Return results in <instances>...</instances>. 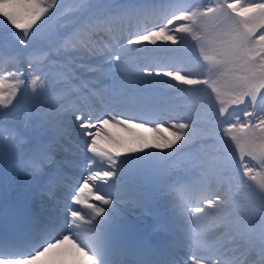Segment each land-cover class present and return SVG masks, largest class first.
Segmentation results:
<instances>
[{"label":"snow or ice","instance_id":"obj_1","mask_svg":"<svg viewBox=\"0 0 264 264\" xmlns=\"http://www.w3.org/2000/svg\"><path fill=\"white\" fill-rule=\"evenodd\" d=\"M56 6L57 0H0V108L11 105L17 92L25 86L22 66L27 64L31 77L28 85L32 86L35 96L46 89L48 79L62 85L56 98L66 101L60 105L63 112L78 111L71 100L74 94L82 99L87 94L101 103L107 101V118L93 123L90 116L84 119L75 115V121L85 138H90L87 151L106 156L113 164V153L118 155L124 142L105 131L108 126L126 131L130 141L140 146L128 148L130 153L144 152L148 148L171 149L179 141L192 144L201 140L206 146L197 151L202 189L200 199L191 208L196 251L190 257V264H264V181L258 187L255 185L257 176L253 175L254 169L246 160L247 157L258 161L264 168V110L256 111L258 102L264 105V2L241 4L240 0H202L194 4L191 0H126L123 3L96 0L93 3V0H77L76 8L69 11L79 12L80 17L72 21L75 26L67 34H61L54 26L42 28V17ZM150 20L159 23L150 28L139 26ZM134 24L136 27L132 30ZM5 31L7 36L2 34ZM158 41L199 48L207 68L205 78H190L172 69L171 65L187 60V49L181 55H156L148 45L155 48ZM9 44L15 46L5 56V47ZM91 57L99 58V63L89 66L82 62ZM5 65L14 71L5 75ZM82 68L99 75L92 80L81 79L77 70ZM208 72H214L215 78H210ZM105 76H111L109 85H104ZM137 77L144 79V86ZM161 77L189 86H207L221 105L220 117L227 112L224 96L229 97L227 103L231 105L247 102L251 106V111H244L243 120L237 116L224 130L239 155V166L243 170L241 179L250 177V181H246L249 191L241 193L240 186L234 184L235 177L229 172L227 157L216 138L212 136L204 141L198 131L207 114L186 115L184 122L171 125L175 129L171 133L157 122L165 113L174 111L173 106L163 102L156 93V84L168 83L157 79ZM9 78L15 84L6 92L5 81ZM38 83L39 89L35 87ZM36 113L44 120L51 114L42 111L39 105ZM149 123H154L155 127H146ZM139 130L155 132V142L149 143ZM5 131L9 136L16 135L12 130L0 128V134ZM101 138L111 144L110 150L98 146ZM56 144L55 139L37 144L20 164L33 176L48 178L43 191L49 196L55 195L53 178L61 169L56 159ZM49 165L53 167H47ZM7 166L0 162V169ZM119 171L118 167L102 174L91 171L79 187L75 203H85L80 193L91 181L107 182L114 176L119 179ZM142 172L129 170L126 174L135 179L128 186L136 189V203L142 206L141 211L150 213L152 208L147 199L138 195L143 183ZM95 201L99 206L88 205L91 227L113 204L114 196L109 199L96 195ZM229 207L232 211H227ZM68 211L71 224L82 218L79 211ZM21 212L19 206L9 203L7 187L0 186V264H35L69 239L68 235L63 239L57 236L55 242H51L53 237L49 233L54 224L41 222L34 216L29 217L25 228L13 227ZM214 213L219 219L214 218ZM110 223L115 237L130 235L131 221L123 215L114 213ZM209 234L216 235L213 244L205 243ZM129 247L136 245L129 243ZM84 255L91 264H99L94 254L84 252Z\"/></svg>","mask_w":264,"mask_h":264},{"label":"rangeland","instance_id":"obj_2","mask_svg":"<svg viewBox=\"0 0 264 264\" xmlns=\"http://www.w3.org/2000/svg\"><path fill=\"white\" fill-rule=\"evenodd\" d=\"M6 82H8V83H11V82H13L12 80H10V79H7L6 81H5V84H8V83H6ZM178 83V82H177ZM5 89H6V85H5ZM19 92V91H18ZM17 92V93H18ZM3 110V108H0V113H1V111ZM264 110V109H263ZM237 116H239V115H233V116H231V117H227L226 118V121L225 122H223V123H219V127L221 128V129H223V134H224V136H226V137H228L226 134H225V128L227 127V124L228 123H231V122H234L235 121V118L237 117ZM229 119V120H228ZM170 130V129H169ZM228 140L229 141H231L230 140V138L228 137ZM180 142H182V141H180ZM247 161H248V164H249V166L250 167H252L253 169H254V171H253V175H256L257 176V181L256 182H259V180H260V178L263 176V172H264V168H261L260 166H259V162L258 161H253V160H251L250 158H248V159H246ZM241 176L240 177H238L239 179H241V177L243 176V170H241ZM243 179H250V177H244Z\"/></svg>","mask_w":264,"mask_h":264},{"label":"bare ground","instance_id":"obj_3","mask_svg":"<svg viewBox=\"0 0 264 264\" xmlns=\"http://www.w3.org/2000/svg\"><path fill=\"white\" fill-rule=\"evenodd\" d=\"M158 46H160V47H172L173 45L170 42H168L167 44L160 42V43H158ZM177 84H178V87H181L182 85H184L180 82H178ZM5 85H7V84H5ZM171 253L173 254V257L178 256V254L174 253L173 251Z\"/></svg>","mask_w":264,"mask_h":264}]
</instances>
